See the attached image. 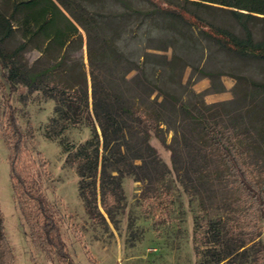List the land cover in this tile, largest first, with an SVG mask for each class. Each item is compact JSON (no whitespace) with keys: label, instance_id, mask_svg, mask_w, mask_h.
Masks as SVG:
<instances>
[{"label":"trees","instance_id":"obj_1","mask_svg":"<svg viewBox=\"0 0 264 264\" xmlns=\"http://www.w3.org/2000/svg\"><path fill=\"white\" fill-rule=\"evenodd\" d=\"M81 27L87 70L71 57L82 49ZM28 49L52 56L54 64L37 74L24 60ZM253 62L264 68V0H0V64L11 89L17 83L44 89L56 100L54 122L62 132L83 124L92 132L72 156L91 216L99 175L110 214L124 197L123 177L143 183L165 174L152 137L171 153L183 184L238 181L249 202L246 225L227 233L235 247L214 264H247V248L255 250L253 264H264V246L256 241L258 207L264 212V80L248 77L244 100L207 104L192 75L184 81L185 71L203 63L201 77L213 80L228 63ZM6 121L17 135L7 142L14 190L20 187L36 212L29 220L32 241L70 264L53 206L27 187L22 156L28 140L14 109ZM0 249L2 264H15L1 209Z\"/></svg>","mask_w":264,"mask_h":264},{"label":"rangeland","instance_id":"obj_2","mask_svg":"<svg viewBox=\"0 0 264 264\" xmlns=\"http://www.w3.org/2000/svg\"><path fill=\"white\" fill-rule=\"evenodd\" d=\"M79 31L82 49L72 52L71 57L83 61L87 70V33L82 27ZM171 52L170 49L167 55ZM24 60L37 74L54 64L52 56L35 49H28ZM202 69L203 63L194 71L187 68L184 81L192 75L195 92H203L207 104L244 100L241 98L249 93L246 79L264 80V68L257 62L228 63L219 70L222 72L215 71L218 76L213 80L202 78ZM7 74L8 70L0 64V209L15 264L66 263L33 243L29 220L35 221V208L20 187L14 190L7 142L13 144L17 135L6 121L13 109L17 127L28 140L22 156L27 187L53 206L70 264H214L219 254L235 247L226 235L234 228L244 230L249 206L238 181L232 178L183 184L173 170L171 153L155 137L150 145L162 159L165 174L157 181L143 183L132 175L123 177L124 197L110 207V214L102 203L99 175L95 180L97 205L93 206L94 217L91 216L81 190L82 178L72 160L77 148L91 139L90 128L83 124L62 132L61 125L54 122L56 100L44 89L32 90L21 83L11 89ZM172 135L167 134V143ZM260 177L264 184V173ZM257 213L260 231L256 241L264 246L263 208L258 207ZM254 251L247 248V264H253ZM238 260L243 261V257Z\"/></svg>","mask_w":264,"mask_h":264},{"label":"water","instance_id":"obj_3","mask_svg":"<svg viewBox=\"0 0 264 264\" xmlns=\"http://www.w3.org/2000/svg\"><path fill=\"white\" fill-rule=\"evenodd\" d=\"M91 90V89H90Z\"/></svg>","mask_w":264,"mask_h":264}]
</instances>
